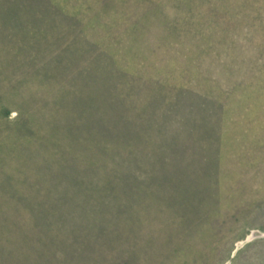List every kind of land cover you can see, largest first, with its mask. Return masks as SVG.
Returning <instances> with one entry per match:
<instances>
[{"label":"rangeland","instance_id":"obj_1","mask_svg":"<svg viewBox=\"0 0 264 264\" xmlns=\"http://www.w3.org/2000/svg\"><path fill=\"white\" fill-rule=\"evenodd\" d=\"M0 264H264V0H0Z\"/></svg>","mask_w":264,"mask_h":264},{"label":"clouds","instance_id":"obj_2","mask_svg":"<svg viewBox=\"0 0 264 264\" xmlns=\"http://www.w3.org/2000/svg\"><path fill=\"white\" fill-rule=\"evenodd\" d=\"M18 115V113H15V112H13L12 114H11V119H14L16 116Z\"/></svg>","mask_w":264,"mask_h":264}]
</instances>
